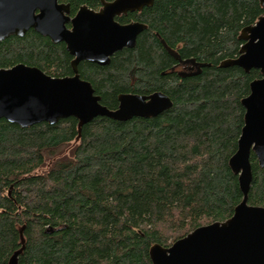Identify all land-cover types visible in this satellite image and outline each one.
<instances>
[{"label":"trees","instance_id":"obj_1","mask_svg":"<svg viewBox=\"0 0 264 264\" xmlns=\"http://www.w3.org/2000/svg\"><path fill=\"white\" fill-rule=\"evenodd\" d=\"M68 1L72 13L99 4ZM262 15L260 0H155L120 17L147 24L136 46L109 65L82 62L80 74L111 109L122 93L167 94L172 107L155 117L26 128L1 119L0 264L23 246L19 264H153L151 245L171 244L165 230L177 240L231 217L243 198L229 164L241 101L261 72L221 63L240 54L242 29ZM70 61L64 43L34 29L0 41V68L25 63L62 77ZM251 161L249 203L264 206V167L254 153Z\"/></svg>","mask_w":264,"mask_h":264},{"label":"water","instance_id":"obj_2","mask_svg":"<svg viewBox=\"0 0 264 264\" xmlns=\"http://www.w3.org/2000/svg\"><path fill=\"white\" fill-rule=\"evenodd\" d=\"M101 1L100 11L84 5L72 17L70 4L59 0H0V41L34 29L54 43L65 42L74 56V74L65 77H54L25 63L0 68V120L23 128L42 122L56 124L67 117L77 118L80 124L98 116L127 121L155 117L172 107L170 97L156 91L148 95L122 93L118 107L111 109L102 103L91 82L80 77L78 64L82 60L106 65L115 52L136 46L147 24H121L116 16L152 6L155 0ZM260 3L264 6V0ZM239 38L244 41L240 54L221 65L261 72V77L250 82V93L241 101L244 126L237 151L229 161L238 175L243 198L226 220L196 227L169 246L151 245L153 264H264V206L249 203L254 177L252 153L264 167V15L244 27ZM23 247L14 252L9 264H19Z\"/></svg>","mask_w":264,"mask_h":264},{"label":"flooded vegetation","instance_id":"obj_3","mask_svg":"<svg viewBox=\"0 0 264 264\" xmlns=\"http://www.w3.org/2000/svg\"><path fill=\"white\" fill-rule=\"evenodd\" d=\"M98 2H99V4H98V6H96V7H91V6H89L87 3H82V4H80L79 5V8L77 9V11L75 12V13H72V9H71V2L70 1H68V0H59V2L60 3H68V4H70V15L73 17V16H75L76 15V13L78 12V10L82 7V6H84V5H87V6H89L91 9H93V10H95V11H100L101 9H102V7H103V3H102V1L101 0H97ZM107 1H112V0H107ZM136 11H141V10H135V11H129V12H127V13H123V14H121V15H118V16H116V20L118 21V22H120L121 24H128V23H131V22H142V21H139V20H137V19H130L129 21H127V22H123L122 20H120L119 18L120 17H123V16H126L127 17V15L129 14V13H134V12H136ZM144 23V22H143ZM69 27H71L70 25H68ZM48 37V36H47ZM139 37V36H138ZM51 39V38H50ZM137 40H138V38H137ZM52 41V40H51ZM53 42V41H52ZM58 43H64V45H65V47H66V50L68 51V49H67V45H66V43L65 42H58ZM137 44V43H136ZM126 48H129V47H124L123 49H126ZM123 49H121V50H119V51H117V52H115L112 56H111V60H112V58L114 57V55H116V53H118V52H120V51H122ZM68 53L71 55V53L68 51ZM74 60V56L73 55H71V61H70V66H71V69H72V73H70V74H67V75H65V76H70V75H73L74 74V72H73V67H72V61ZM85 61H87V62H91V61H88V60H82L79 64H78V71H79V75H80V77L82 78V79H84L82 76H81V74H80V69H79V66H80V64L82 63V62H85ZM111 62V61H110ZM92 63H94V62H92ZM18 64V63H17ZM95 64H98V63H95ZM110 63H108V64H106V65H109ZM16 65V64H15ZM98 65H102V64H98ZM14 66V65H13ZM31 66H35V65H31ZM102 66H105V65H102ZM12 67V66H11ZM38 67V66H37ZM3 68H8V67H3ZM40 68V67H39ZM65 76H62V77H65ZM86 80V79H85ZM88 81V80H87ZM90 82V81H89ZM92 84V83H91ZM93 86V85H92Z\"/></svg>","mask_w":264,"mask_h":264},{"label":"rangeland","instance_id":"obj_4","mask_svg":"<svg viewBox=\"0 0 264 264\" xmlns=\"http://www.w3.org/2000/svg\"><path fill=\"white\" fill-rule=\"evenodd\" d=\"M73 150V146H71V147H66V148H64L63 150H62V152L59 154V155H57L58 156V158L60 157V158H62V157H66V156H70V153H71V151ZM57 156H55V157H53V158H48V161H47V166L45 167V168H47V167H49L50 166V164H51V162L57 157ZM166 231V235L169 237V241H168V243H173L174 241L173 240H175L174 239V237L175 236H177L178 235V233H176V231L175 230H173V229H167V230H165ZM176 241V240H175ZM170 244V245H171Z\"/></svg>","mask_w":264,"mask_h":264}]
</instances>
